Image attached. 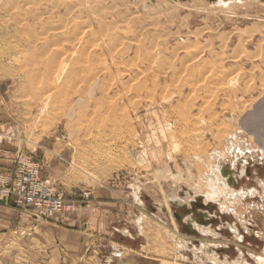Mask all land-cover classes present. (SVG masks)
Returning a JSON list of instances; mask_svg holds the SVG:
<instances>
[{
  "label": "rangeland",
  "instance_id": "obj_1",
  "mask_svg": "<svg viewBox=\"0 0 264 264\" xmlns=\"http://www.w3.org/2000/svg\"><path fill=\"white\" fill-rule=\"evenodd\" d=\"M9 1L13 0H0V139L7 143L16 139V147L24 145L26 154L37 159L44 176L63 194L66 206L74 203L75 210L67 217L39 218L34 208L19 206L14 197L0 192V233H8L0 237V264H46L41 258L46 242L40 229L51 223L68 225L89 237V245L68 264H103L111 243L130 250L141 247L156 257V264H206L196 249L216 237L227 244L220 235L211 236L217 224H226L197 223L207 232L187 231L176 214L186 223L203 210L220 214V204L212 199H203V208L193 202L198 195L207 196L204 173L214 163V148H225L231 133L248 147L255 146V155L238 156L241 161L236 165L249 160L248 176H234L235 186L252 188L258 172L264 174V121H260L264 118V1L53 0L58 2L51 4L52 0H20L27 10L21 8L12 16L13 9L9 14L5 11ZM35 10L42 13L35 19L37 24L32 23L37 29L65 27L61 31L91 38V43L77 44L72 53L70 42L63 54L53 57L55 47L47 61L23 60L17 52L26 44L9 32L30 25L24 20ZM185 43H192L193 51L199 46L210 59L176 72L193 61L182 64L186 51L178 45ZM87 51L98 68L112 52L119 59V66L105 67L96 79L105 96L97 102L93 101L97 89L86 91L83 84L89 75L84 68ZM49 60L79 73L70 80L55 78ZM164 63L168 67L162 69ZM140 82L144 86L136 85ZM219 160L238 173L233 167L235 155L226 153ZM13 169H0V191ZM180 172L185 183L173 180ZM256 196L230 206L242 213L243 205L252 206L248 218L264 221V215L258 217L253 211L264 209ZM177 237L190 249L178 247ZM262 247L261 251L264 242ZM65 262L60 258L52 264Z\"/></svg>",
  "mask_w": 264,
  "mask_h": 264
},
{
  "label": "bare ground",
  "instance_id": "obj_2",
  "mask_svg": "<svg viewBox=\"0 0 264 264\" xmlns=\"http://www.w3.org/2000/svg\"><path fill=\"white\" fill-rule=\"evenodd\" d=\"M3 1V0H1ZM41 1V0H39ZM48 0H46L47 2ZM65 1V0H64ZM70 1V0H69ZM77 1V0H76ZM97 1V0H96ZM231 1V0H229ZM229 1H225V0H217L216 3H227ZM22 2V1H21ZM38 2V1H36ZM58 1H55L51 2L52 3H56ZM62 2V1H61ZM138 2V1H137ZM24 3V2H23ZM26 3V2H25ZM24 3V4H25ZM63 3V2H62ZM72 3V2H71ZM94 3V1H93ZM102 3V2H101ZM23 4V5H24ZM29 4V3H28ZM27 4V5H28ZM41 4V3H40ZM46 4V3H45ZM49 4V3H48ZM66 4V3H65ZM80 4L83 5V2H80ZM90 4V3H89ZM97 4V2H96ZM9 5L8 9L9 10H5V11H8L7 14H9L10 12V9L14 10L12 11L11 13V16L12 14H15L17 15L18 12L21 11V8L23 7V5L20 4V0H13V1H9L8 4ZM7 5L5 6L7 8ZM25 5V6H27ZM33 5V4H32ZM32 5H30L32 7ZM58 5V3H57ZM35 6V5H33ZM40 6V5H38ZM72 7H69L67 5L66 8H72L75 6L71 5ZM88 6V5H87ZM28 7V6H27ZM30 7V8H31ZM37 7V6H36ZM42 7V6H41ZM29 8V7H28ZM75 8V7H74ZM77 8V6H76ZM88 8V7H87ZM24 9V8H22ZM26 9V8H25ZM24 9V10H25ZM36 9V8H35ZM172 9V8H171ZM4 10V9H3ZM27 10V9H26ZM34 10V9H33ZM66 11L65 12H68V9H65ZM90 10H92V8H90ZM95 9V12H97ZM18 11V12H17ZM52 11V10H51ZM73 11V10H72ZM75 11V9H74ZM86 11V10H85ZM94 11V10H92ZM99 11V10H98ZM35 13H33V11L31 13H29V19H26L24 21H27V23H29L30 25H27V26H23V27H17L13 30V32H9V35H12L15 37L16 41H19L21 43H25L26 44V48H24L23 50L17 52L20 54V57L23 59V60H27V61H36L37 59L41 62L43 60H48L49 56L52 54V52H55V47L58 48V51L53 53L52 56H56V54H63V52L66 51V46H68L70 44V42L72 43L73 45V49H72V53H75L78 49L76 48L77 44H84V45H87V44H90L91 43V38H88V39H85L83 36L79 37L78 34H75L72 36V35H68L66 33H64V30L61 31V28H65V27H59L57 29H52V27H44V28H41L40 30L37 29L36 25H34L36 22H35V19H37L39 16H42L40 14H38L36 12V10L34 11ZM70 12V10H69ZM50 13V12H49ZM71 13V12H70ZM81 13V12H80ZM79 13V14H80ZM101 13V11L99 12ZM103 13V12H102ZM5 14V13H4ZM22 14H25V13H22ZM59 14V13H58ZM61 14V13H60ZM69 14V13H68ZM82 14V13H81ZM97 14V13H95ZM63 15H66L63 14ZM62 15V17H63ZM92 15V14H91ZM105 15V14H104ZM10 16V17H11ZM21 15H19L20 17ZM27 16V15H26ZM59 16V15H58ZM87 16V15H86ZM96 16V15H94ZM93 16V17H94ZM117 16V15H115ZM126 16V15H125ZM28 17V16H27ZM56 17V16H55ZM60 17L61 19H66V17L62 18ZM68 17V16H67ZM108 17V16H107ZM124 17V15H123ZM133 17V15H132ZM7 18H9L7 16ZM18 18V17H17ZM40 18V17H39ZM57 18V17H56ZM59 18V20L61 21V19ZM72 18V17H71ZM98 18V16L96 17ZM118 18V17H117ZM13 19V18H12ZM58 19V18H57ZM122 19V17L120 18ZM126 20V18H123ZM122 19V21H123ZM22 20V19H21ZM58 20V22L60 23V21ZM68 20V19H67ZM67 20H64L67 21ZM90 20V19H89ZM54 21V19H53ZM87 21V20H86ZM92 21V20H91ZM105 21V20H104ZM12 22V21H11ZM15 22V21H14ZM21 22V21H20ZM33 22H35L34 24H32ZM41 22V21H40ZM117 22V21H116ZM4 23V22H3ZM53 23V22H52ZM63 23V22H62ZM67 23V22H66ZM102 23V22H100ZM121 23V22H120ZM138 23V22H137ZM7 24V23H6ZM13 24V23H12ZM17 24V23H16ZM37 24V23H36ZM39 24V23H38ZM49 24V23H48ZM73 24V23H71ZM91 24V23H89ZM105 25V23H103ZM8 25V24H7ZM54 25V24H52ZM60 25V24H59ZM92 25V24H91ZM119 25V24H118ZM117 25V26H118ZM122 25V24H121ZM43 26V25H42ZM56 26V25H55ZM58 26V25H57ZM62 26V24L60 25ZM72 26V25H71ZM88 26V25H87ZM103 26V25H102ZM107 26V25H105ZM116 26V27H117ZM143 26H146V25H143ZM79 27V26H78ZM83 27V26H81ZM91 27V26H90ZM93 27V26H92ZM119 27V26H118ZM12 28V27H10ZM77 28V27H76ZM80 28V27H79ZM99 28V27H98ZM103 28V27H101ZM81 29V28H80ZM93 29V28H92ZM139 29V28H138ZM143 29V28H142ZM67 30V29H66ZM75 30H78L80 31L79 29H75ZM81 30H84V28H82ZM88 30H90L89 28L87 30H85V33L87 34ZM104 31H107L105 29H103ZM115 30V29H114ZM70 31V30H69ZM78 31H75L77 33H79ZM87 31V32H86ZM94 31V30H93ZM100 31V30H99ZM113 31V30H112ZM118 31V30H117ZM116 31V32H117ZM81 32V31H80ZM103 32V31H102ZM111 32V31H110ZM114 32V31H113ZM96 33V31L94 32ZM93 33V34H94ZM101 33V31H100ZM84 34V32L82 33ZM96 34H99L98 33V30H97V33ZM95 34V35H96ZM102 34V33H101ZM101 34H99L100 36H102ZM108 34V33H107ZM118 34V33H117ZM5 35V34H4ZM7 37V36H6ZM97 37V35L95 36ZM99 38V37H98ZM103 38V37H102ZM90 39V40H89ZM116 39V37H115ZM129 39V38H128ZM94 40V39H92ZM100 40V38H99ZM133 42H135L133 39H131ZM130 40V41H131ZM111 41V40H110ZM114 42V41H113ZM111 43V42H110ZM129 43V42H128ZM146 43V42H145ZM114 45V44H113ZM125 45V44H123ZM51 46H54V50L51 48ZM116 46V45H114ZM192 46V43H185V44H180L178 45V48H182L184 51H186V55L185 57L182 59V64L184 60H193V61H190L191 63H188L186 65V67L184 66H181L179 69L176 70V72L179 70H181L182 72H186V71H189V68L190 67H195V62L196 61H199V60H205V61H209V55L206 53L205 50L203 51H200V47H196V51L190 49ZM194 46V45H193ZM202 47V46H201ZM117 48V47H116ZM177 49V48H176ZM110 51V50H109ZM110 53V52H109ZM87 57H84V61L86 62V65L84 68H86V72L88 71L89 72V75H87V77L85 78V80H83V84L86 86V91L89 90V88L93 89V88H96L97 89V94L98 96L96 98L93 99V101L97 102L99 100H103L105 99V96L103 95V91H102V88L99 84H95L96 83V79L99 78L101 75V73L105 70V67L106 68H110L109 70H111L112 66L113 65H116V66H119V59H118V56L115 54V53H111L110 56H108L104 61V64L102 67L98 68V67H95L94 66V61L91 62V60L89 59V51H87ZM53 59V58H52ZM50 59V60H52ZM100 59V58H99ZM98 59V60H99ZM49 60V65L48 67L49 68H52V75L53 77L55 78H58V79H63L65 78L66 80H70L71 77L75 76V74H78L79 72L75 71L74 68H69V66L67 64H60V63H56L54 61H50ZM97 61V60H96ZM100 61V60H99ZM102 62V60L100 61ZM99 62V64H100ZM186 62V61H185ZM98 63V62H97ZM95 62V64H97ZM102 64V63H101ZM115 66V67H116ZM168 67V64L167 63H164L163 66H162V69H165ZM70 69L68 70V73H64V71H66V69ZM83 69V68H82ZM81 69V70H82ZM116 69V68H115ZM108 70V71H109ZM184 70V71H183ZM80 71V70H79ZM83 71V70H82ZM84 72V71H83ZM85 72V73H86ZM112 72V71H111ZM117 72V71H116ZM115 72V73H116ZM67 74V75H65ZM117 74V73H116ZM105 76V75H103ZM201 78V77H200ZM80 79V78H79ZM206 79H207V76L203 77L202 80H201V83L200 85H202L203 83L206 82ZM55 82V81H54ZM69 82V81H68ZM121 83L123 84H126L127 81H121ZM137 86H144V83L143 82H140V83H137L136 84ZM56 87V85H54ZM153 100V98L151 99V101ZM261 118V117H260ZM109 119V118H107ZM106 119V120H107ZM260 121L263 123L264 121V118H261ZM102 124H100L98 127L99 129H101L103 126L104 123H106L105 119L102 120L101 122ZM114 123V122H113ZM255 149V146H251V147H248V145L246 144V142L244 140H242V138H240L238 135L236 134H233L231 133L229 135V137H227V141H226V146L225 148L223 149H218V148H214L213 150V165L211 168H209L208 171H206L204 174H205V178H206V186L208 188V194L207 196H204V195H200L202 196V201L203 199H207L208 201L210 199L214 200L215 202H217L218 204H220V208L223 210V212L225 213V211L227 210H230L231 206L230 204L236 202V203H239L241 204L242 202H244V200L246 198H249L251 199L252 197H255L256 195H259L261 198H262V202L264 203V178H258L256 180V185L252 188H250L248 185H245V186H242L241 188H238L235 186L234 184V181H233V177L235 176L236 178L239 179V177H241L242 175L244 174H247L248 172V168L246 167V165H248V162L249 160L246 161V163L242 164V166H239L238 164L236 165V162H240L241 160L239 159V155L240 156H245L246 158L248 156H252V155H255V151L253 150ZM226 153H232L233 155H235L236 157V161L233 163V167L234 169H237L239 168L238 172H240V175L239 174H236L235 171L233 169H228L226 168V166H223L222 165V162L219 160L220 157L226 155ZM262 155L264 156V152H262ZM205 157V156H204ZM200 158V157H199ZM244 161V160H243ZM242 163V162H241ZM239 166V167H238ZM241 167V169H240ZM174 175V174H172ZM172 178V177H171ZM173 180L174 181H177L178 183L179 182H182V183H185V179H184V176L182 175V172H180L179 174H175L173 176ZM172 180V181H173ZM199 196V195H198ZM197 197V196H196ZM195 197V198H196ZM195 201V200H194ZM201 201V205L200 207L203 208L204 207V203H202ZM262 207L264 206L261 205ZM191 208V207H190ZM193 210V209H192ZM199 212V211H198ZM202 212V211H201ZM204 212V215H202L200 221L202 220L204 223H200L197 218H194V217H189L188 219V223L184 222L183 220H181V218L179 219L182 223H184V226H187L188 224H191V227H189V231H191V229L194 228V231L197 232V230H200L201 232L203 231L204 232H207L205 229H202L201 226H198L197 223H199L200 225H207L208 224V221L209 219L207 218L206 220L204 219V217H207V216H211L208 211H205L203 210ZM200 213V212H199ZM198 214V213H197ZM196 214V215H197ZM235 214L237 215V212H235ZM243 224V223H242ZM233 231L235 233H239L238 232V227L236 225H231ZM205 228V227H204ZM207 230L209 229L208 227H206ZM212 231V230H211ZM209 231V232H211ZM241 237V236H240ZM175 244L182 248V250H185V249H190V246L189 244L187 243V241L185 243L182 242V240L180 238L177 237V239L174 241ZM189 242V241H188ZM175 245V246H176ZM200 247H198L196 250L198 251V254H200V257H201V261L202 262H205V260H213L215 261L216 258H217V255H216V249H215V246L217 245H221L219 243H210V242H206V243H201ZM192 249V248H191ZM196 251V253H197ZM195 253V254H196ZM218 254V253H217ZM241 255V254H240ZM187 256V255H186ZM235 264H248V262L246 260H236L235 261Z\"/></svg>",
  "mask_w": 264,
  "mask_h": 264
},
{
  "label": "crops",
  "instance_id": "obj_3",
  "mask_svg": "<svg viewBox=\"0 0 264 264\" xmlns=\"http://www.w3.org/2000/svg\"><path fill=\"white\" fill-rule=\"evenodd\" d=\"M15 144H18V140L16 139L11 140L10 143L4 142L2 139H0V169L3 167H13L15 165V158L19 153H23V155L33 158L35 161H37L33 155L26 154L27 148L24 145H17L16 147ZM5 150H8V153H6ZM247 166L248 165H246V167ZM237 169L239 170V168ZM258 173V178H264V174L262 175L260 172ZM237 174L240 175V172ZM245 176L248 175L244 174L241 177ZM258 198L262 199L259 195ZM248 200L250 199L246 198L244 202ZM244 202H242V204H244ZM6 204L8 205V203ZM243 207L245 209L243 213L238 211L237 208L232 207L230 210H227L224 213L220 208V214L214 213L210 214L211 216L204 217L205 220L207 218L209 219L208 223L210 221L215 222L218 220L222 224L223 222L226 224L225 227L223 225H216L215 228L217 229L215 230V236L213 233H210L213 237L220 235L224 240L227 241V244H224L223 242H217L218 237H216L212 242H210L219 243L221 245L215 246L216 252L218 253H216V260H205L206 264H235L236 260H246L248 264H264V249L261 251L264 242V221L260 222L257 219L248 218L247 215L250 214L246 212L249 211L252 206L243 205ZM253 211H257L259 213L258 217H261L260 214L264 215V209L262 208ZM235 212H237V215ZM231 225H236L238 227L239 233H235ZM40 233L42 235L41 238H44V242H46L44 252L41 255V258H45L44 263L46 264H52V261H57L60 258H62V262L66 260V264H68L67 260L69 259V261L72 263L74 254L82 253V250H84L89 245V237L86 235V233L69 228L68 225L59 226L52 223L43 224L41 226ZM6 234L8 235L7 232L0 233V237ZM115 244H117V247L111 243L109 253L105 257L103 264H108L109 260L111 264H156V257L146 254L145 250H143L141 247L135 250H130L121 243ZM241 247L244 248L243 250L245 252ZM187 251L192 256V251ZM117 254H119V256H117ZM4 264L12 263L6 262Z\"/></svg>",
  "mask_w": 264,
  "mask_h": 264
},
{
  "label": "built area",
  "instance_id": "obj_4",
  "mask_svg": "<svg viewBox=\"0 0 264 264\" xmlns=\"http://www.w3.org/2000/svg\"><path fill=\"white\" fill-rule=\"evenodd\" d=\"M10 171L12 173L5 186L8 188L3 187L0 192L8 197H14L19 206L32 207L39 218L50 220L57 216L67 217L75 210L74 203L66 206L63 194L44 176L42 166L34 159L19 154L14 169Z\"/></svg>",
  "mask_w": 264,
  "mask_h": 264
},
{
  "label": "water",
  "instance_id": "obj_5",
  "mask_svg": "<svg viewBox=\"0 0 264 264\" xmlns=\"http://www.w3.org/2000/svg\"><path fill=\"white\" fill-rule=\"evenodd\" d=\"M153 1H154V0H153ZM183 1H186V0H183ZM210 1H211V2H214V1H216V0H210ZM262 1H264V0H262ZM201 201H202V196L199 195V196H197V197L195 198V201L193 202V204L196 203L198 206H200V205H201V204H200ZM185 212H186V213H187V212L189 213L190 210H189V209H185ZM202 215H204V212H200V213L197 214V220H198L200 223H201V222L204 223L202 220L200 221V219L202 218V217H201ZM176 216H177L178 218H181V217L178 216V214H176ZM185 227H186L185 229L188 231V230H189L188 228L191 227V224H188V225L185 226Z\"/></svg>",
  "mask_w": 264,
  "mask_h": 264
}]
</instances>
